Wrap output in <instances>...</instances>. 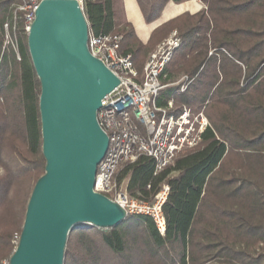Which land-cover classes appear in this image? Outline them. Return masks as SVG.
Instances as JSON below:
<instances>
[{"label":"trees","instance_id":"obj_1","mask_svg":"<svg viewBox=\"0 0 264 264\" xmlns=\"http://www.w3.org/2000/svg\"><path fill=\"white\" fill-rule=\"evenodd\" d=\"M20 1L0 0V264H10L46 166L41 83L28 36H19L20 59L3 47L4 23ZM169 1L138 0L147 22L157 20ZM202 1L206 10L165 22L144 44L123 21L118 0H83L89 31L122 33L121 49L139 71L177 30L182 44L167 69L192 82L183 92L179 86L162 91L177 109H204L211 125L198 147L162 172L155 174L154 159L142 155L116 175L139 201L151 202L163 184L170 187L164 234L145 213H129L112 228L81 224L68 236L64 264H264V0Z\"/></svg>","mask_w":264,"mask_h":264},{"label":"water","instance_id":"obj_2","mask_svg":"<svg viewBox=\"0 0 264 264\" xmlns=\"http://www.w3.org/2000/svg\"><path fill=\"white\" fill-rule=\"evenodd\" d=\"M79 0H42L27 37L41 83L39 109L45 173L29 198L10 264H64L70 232L81 224L112 228L129 214L94 190L109 148L98 110L119 77L88 46Z\"/></svg>","mask_w":264,"mask_h":264},{"label":"built area","instance_id":"obj_3","mask_svg":"<svg viewBox=\"0 0 264 264\" xmlns=\"http://www.w3.org/2000/svg\"><path fill=\"white\" fill-rule=\"evenodd\" d=\"M42 0H21L14 3L11 15L5 21L4 49L12 47L20 59L19 36L27 34ZM83 3V0H79ZM22 22L23 29L19 30ZM124 35L119 32L89 33L88 46L120 79L119 85L102 100L98 121L109 137V148L98 165L94 190L122 205L128 213L151 215L162 234L166 230L163 206L170 187L163 184L153 201H139L132 197L116 175L126 164L142 155L155 162V174L172 165L181 153L198 147L210 121L204 112H195L188 105L177 109L173 99L158 105L157 98L166 85L162 81L168 64L181 47L182 39L177 30L166 37L147 57L139 71L131 53L121 49ZM214 50L210 51V55ZM189 75L180 79V92L191 84Z\"/></svg>","mask_w":264,"mask_h":264},{"label":"crops","instance_id":"obj_4","mask_svg":"<svg viewBox=\"0 0 264 264\" xmlns=\"http://www.w3.org/2000/svg\"><path fill=\"white\" fill-rule=\"evenodd\" d=\"M118 6L122 9L123 21L133 25L137 37L144 44L148 43L152 32L165 22L186 12L196 14L207 9V3L202 0H184L179 2L172 0L167 3L161 16L157 20L147 22L138 0H118ZM182 74L183 73H176L172 68H168L165 75L162 77V81L166 85L164 89L175 87L177 79H179ZM167 96L166 92L162 91L157 98V103L160 102L161 104H165L173 99Z\"/></svg>","mask_w":264,"mask_h":264},{"label":"rangeland","instance_id":"obj_5","mask_svg":"<svg viewBox=\"0 0 264 264\" xmlns=\"http://www.w3.org/2000/svg\"><path fill=\"white\" fill-rule=\"evenodd\" d=\"M148 56H149V54H148ZM147 56V57H148ZM146 61V60H145ZM183 75H186V74H182V76ZM188 75V74H187ZM182 76H180V78L179 79H177V81H176V86H179L180 87V79L182 78ZM190 86V85H189ZM192 109H193V111H195V112H201V111H203L204 112V114H205V116L208 118V116L206 115V113H205V111H204V109H199V108H197V107H194V106H190ZM209 119V118H208ZM210 121V120H209ZM126 183L127 182H125L124 183V187L126 188ZM259 246V245H258ZM261 246V245H260ZM261 250H263L264 251V246H261ZM3 262L4 263H6L7 262V260L4 258L3 259ZM217 264H222V263H217Z\"/></svg>","mask_w":264,"mask_h":264}]
</instances>
